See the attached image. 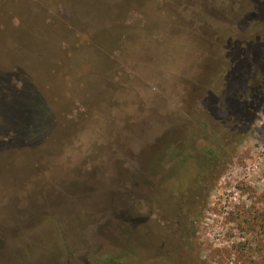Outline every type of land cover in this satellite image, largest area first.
<instances>
[{
  "label": "rangeland",
  "instance_id": "rangeland-1",
  "mask_svg": "<svg viewBox=\"0 0 264 264\" xmlns=\"http://www.w3.org/2000/svg\"><path fill=\"white\" fill-rule=\"evenodd\" d=\"M263 57L264 0H0V264H264V108L188 230L168 196Z\"/></svg>",
  "mask_w": 264,
  "mask_h": 264
},
{
  "label": "trees",
  "instance_id": "trees-1",
  "mask_svg": "<svg viewBox=\"0 0 264 264\" xmlns=\"http://www.w3.org/2000/svg\"><path fill=\"white\" fill-rule=\"evenodd\" d=\"M236 52L237 50H234V53ZM238 54L236 53L235 57ZM258 68L263 69L262 71H256L253 76L251 75L248 82L241 75L233 76L229 73L232 80L231 82L228 81L226 89L219 94V97L212 95V97L205 99L206 102H216L220 106L224 115L225 126L221 125L219 127L220 131L212 128L211 133L204 138L207 143L202 149L204 153L201 157L192 154L195 149L193 139L200 134L199 130L203 126H211L208 116L206 120H200L202 115L200 116L199 121H202L200 122V124H203L202 126L187 123L188 128L183 130L185 133L182 132L184 135L183 142L178 145L177 150L173 149L176 154L175 158L180 163L179 165L185 168V164H192L191 168L185 169L187 172V175L183 176L185 178L178 182L176 187H172L176 195L175 201L178 203L176 211L178 226H186L188 230L191 224L189 222L190 218L201 213L205 198L200 195L208 193L211 186L224 173L223 167L231 163L237 156L238 143L246 137L256 114L263 110L264 57ZM112 264L115 263L112 262Z\"/></svg>",
  "mask_w": 264,
  "mask_h": 264
},
{
  "label": "flooded vegetation",
  "instance_id": "flooded-vegetation-1",
  "mask_svg": "<svg viewBox=\"0 0 264 264\" xmlns=\"http://www.w3.org/2000/svg\"><path fill=\"white\" fill-rule=\"evenodd\" d=\"M175 159V158H174ZM168 196H169V200L173 203V207H175V209H176V211H177V205H178V203H177V201H175V199H176V195L174 194V189L173 188H170L169 190H168ZM174 215H175V212H174ZM176 218H177V216H174V218L172 217V219H171V222L172 223H174V224H177V221H176ZM176 221V222H175Z\"/></svg>",
  "mask_w": 264,
  "mask_h": 264
}]
</instances>
